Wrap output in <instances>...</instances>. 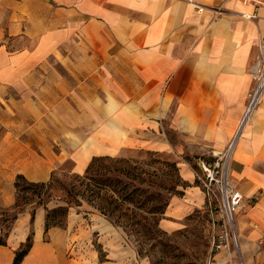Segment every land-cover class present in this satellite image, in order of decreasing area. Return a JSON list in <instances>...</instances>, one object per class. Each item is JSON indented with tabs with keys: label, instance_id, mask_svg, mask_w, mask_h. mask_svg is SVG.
I'll return each mask as SVG.
<instances>
[{
	"label": "crops",
	"instance_id": "0c3cea01",
	"mask_svg": "<svg viewBox=\"0 0 264 264\" xmlns=\"http://www.w3.org/2000/svg\"><path fill=\"white\" fill-rule=\"evenodd\" d=\"M263 32L264 8L241 0H0V208L14 206L18 175L45 182L56 166L82 174L94 157L161 152L185 183L162 224L176 229L203 201L189 160L237 135V245L214 263L264 264V90L240 126ZM32 212L15 218L0 264L29 234L21 264H73L75 220L46 228L45 209Z\"/></svg>",
	"mask_w": 264,
	"mask_h": 264
},
{
	"label": "rangeland",
	"instance_id": "374dc122",
	"mask_svg": "<svg viewBox=\"0 0 264 264\" xmlns=\"http://www.w3.org/2000/svg\"><path fill=\"white\" fill-rule=\"evenodd\" d=\"M198 157L188 166L203 201L176 220V229L166 230L162 224L171 198L181 194L185 183L170 155L147 151L136 157H98L92 170L82 174L56 166L45 182L22 176L27 183L44 185L16 189L14 206L0 208V236L5 239L25 208L33 215L42 207L55 225L65 227L75 220L67 245L73 264H215L214 255L221 250L217 239L225 228L218 198L208 195L195 174Z\"/></svg>",
	"mask_w": 264,
	"mask_h": 264
},
{
	"label": "built area",
	"instance_id": "2783aa9c",
	"mask_svg": "<svg viewBox=\"0 0 264 264\" xmlns=\"http://www.w3.org/2000/svg\"><path fill=\"white\" fill-rule=\"evenodd\" d=\"M241 1L246 4H252L255 8H264V0ZM245 17L252 18L254 14H245ZM252 75L254 86L248 94V101L240 126L250 118L264 90V32L259 38L258 55L252 68ZM236 137L237 135L234 136L223 151L214 152L210 158L200 156L196 162L199 172H195V174L198 179L207 189L208 195L218 198L225 228L224 232L217 239L216 247L221 249L229 246L231 244L230 241L234 246L237 245L234 215L241 205L242 194L229 177V165ZM229 232L232 234L231 240L229 239Z\"/></svg>",
	"mask_w": 264,
	"mask_h": 264
},
{
	"label": "trees",
	"instance_id": "16d2710c",
	"mask_svg": "<svg viewBox=\"0 0 264 264\" xmlns=\"http://www.w3.org/2000/svg\"><path fill=\"white\" fill-rule=\"evenodd\" d=\"M98 157H94L91 162L88 164L85 173L89 172L90 170H92L93 166H94V162L97 160ZM20 185H28V186H34L36 187H43L44 184H33V183H27L26 181L23 180V177L18 175L15 181V187L18 190L20 188ZM50 185V183L48 184ZM55 222H50L49 221V217L47 215L46 217V221H45V226L46 228L51 226V225H55ZM4 239L2 238V236H0V244H4ZM31 246V238L30 235H28V237L26 238V241L20 246V248L15 252V257L14 260L12 262V264H21L22 258L23 256L27 253V251L29 250Z\"/></svg>",
	"mask_w": 264,
	"mask_h": 264
}]
</instances>
